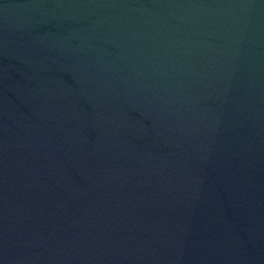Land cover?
<instances>
[{
	"label": "water",
	"instance_id": "obj_1",
	"mask_svg": "<svg viewBox=\"0 0 264 264\" xmlns=\"http://www.w3.org/2000/svg\"><path fill=\"white\" fill-rule=\"evenodd\" d=\"M0 242L264 264V0H0Z\"/></svg>",
	"mask_w": 264,
	"mask_h": 264
}]
</instances>
